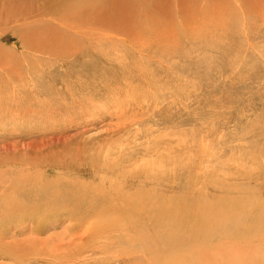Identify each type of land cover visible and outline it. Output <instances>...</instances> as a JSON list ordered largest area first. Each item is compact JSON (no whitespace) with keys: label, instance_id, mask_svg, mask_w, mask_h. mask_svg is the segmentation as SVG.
I'll list each match as a JSON object with an SVG mask.
<instances>
[{"label":"rangeland","instance_id":"obj_1","mask_svg":"<svg viewBox=\"0 0 264 264\" xmlns=\"http://www.w3.org/2000/svg\"><path fill=\"white\" fill-rule=\"evenodd\" d=\"M132 1L0 0V264H126L75 259L88 245L75 222L97 229L136 210L109 257L264 264V0ZM113 189L149 197L131 212ZM152 204L185 210L152 223ZM232 219L249 233L202 234ZM45 243L65 249L50 259Z\"/></svg>","mask_w":264,"mask_h":264},{"label":"bare ground","instance_id":"obj_2","mask_svg":"<svg viewBox=\"0 0 264 264\" xmlns=\"http://www.w3.org/2000/svg\"><path fill=\"white\" fill-rule=\"evenodd\" d=\"M76 1H78V0H76ZM80 1V0H79ZM83 1V0H82ZM91 1V0H90ZM125 1V0H124ZM130 1V0H129ZM135 0H133L132 2H134ZM156 1V0H155ZM164 1V0H163ZM186 1V0H185ZM248 1V0H247ZM65 2V1H64ZM110 2H113V1H110ZM116 2V1H115ZM144 2V1H143ZM157 2V1H156ZM167 2V1H166ZM165 2V3H166ZM171 2V1H170ZM169 2V3H170ZM175 2H178V0L177 1H175ZM181 2V1H180ZM262 2V1H261ZM120 3H121V1H120ZM123 3V2H122ZM145 3V2H144ZM168 3V2H167ZM168 3V4H169ZM174 3V2H173ZM190 3V2H189ZM48 4V3H47ZM74 4H77V3H74ZM86 4V7H88L87 6V4L88 3H85ZM103 4V3H102ZM106 4V3H105ZM116 4H118V3H116ZM115 4V5H116ZM134 4H135V2H134ZM162 4V3H161ZM161 4H159L160 5V7H161ZM167 4V5H168ZM182 4H184V3H182ZM80 5V4H79ZM89 5V4H88ZM113 5H114V3H113ZM112 5V3H111V5L110 4H108V6L110 7V9H112V7L111 6H113ZM121 5V4H120ZM136 5H138V3L136 4ZM166 5V4H165ZM46 6V5H45ZM81 6H82V4H81ZM101 6V5H100ZM118 7H119V5H117ZM122 6V5H121ZM133 6H135V5H133ZM173 6V5H172ZM179 6V5H178ZM185 6V5H184ZM183 6V7H184ZM71 7V6H70ZM75 7V6H74ZM85 7V8H86ZM91 7H93V6H91ZM101 7H103V6H101ZM116 7V6H115ZM114 6H113V8H115ZM186 7V6H185ZM188 7V6H187ZM79 8V7H78ZM119 8H121V7H119ZM118 8V9H119ZM123 8V7H122ZM126 8H131V4H130V6L128 7H126ZM125 8V9H126ZM190 8V7H189ZM42 9V8H41ZM69 9V8H68ZM80 9H81V7H80ZM97 9V8H96ZM99 10H101L100 8H98ZM107 9V8H106ZM104 10V11H107V10ZM125 9H123V10H125ZM134 9V8H133ZM6 10V9H5ZM72 10V9H71ZM74 10V9H73ZM75 10H77V9H75ZM90 10V9H89ZM88 10V11H89ZM113 10V9H112ZM129 10V9H128ZM131 10V9H130ZM130 10H129V12H130ZM172 10V9H171ZM39 11V10H38ZM37 11V12H38ZM80 11V10H79ZM82 11V10H81ZM103 11V10H102ZM120 11V10H119ZM125 11H127V9L125 10ZM163 11V10H162ZM74 12V11H73ZM97 12L99 13L100 12V15H102L103 16V12L101 13V11H98L97 10ZM110 12H111V10H110ZM114 12V11H113ZM121 12H122V14H124L123 13V11L121 10ZM165 12V11H164ZM69 13H71V11L69 12ZM81 14H83L82 12H80ZM90 13V12H89ZM91 13H93V12H91ZM94 13H95V11H94ZM127 13H128V11H127ZM126 13V14H127ZM131 13H135V11L133 12V10H132V12ZM33 14V13H32ZM79 14V13H78ZM95 14H97V13H95ZM116 14H118V13H116ZM121 14V15H122ZM130 13H128L127 15H129ZM133 14H132V16H133ZM34 15V14H33ZM38 15V14H37ZM66 15V14H65ZM131 15V14H130ZM63 16V15H62ZM62 16H60V18L62 17ZM72 16H73V14H72ZM126 16V15H125ZM125 16H123V17H125ZM31 17H34V16H31ZM55 17V16H54ZM74 17V16H73ZM75 17H77V15H75ZM83 16H81L80 15V18H82ZM88 17V16H87ZM127 17V16H126ZM30 18V17H29ZM47 18H49V17H46L45 19H47ZM58 19H59V16L57 17ZM65 18V17H64ZM63 18V19H64ZM79 18V19H80ZM85 19L84 20H91L93 23H94V20H92V19H90L91 18V16H90V18L88 17V18H86V17H84ZM111 18V17H110ZM23 19V18H22ZM32 19V18H31ZM35 19V18H34ZM67 19H69V18H67ZM71 19H73V18H70V20H68L66 23L68 24L69 23V21H71ZM95 19H98V17L97 18H95ZM118 19V18H117ZM127 19V18H126ZM131 19V20H130ZM130 21H132L130 24H129V21L127 22L129 25H131V24H133V25H135L136 24V22H133L134 21V17H131L130 16ZM49 20V19H48ZM76 20V19H75ZM77 20H78V17H77ZM102 20L104 21V17L102 18ZM122 20V19H121ZM123 20H125V19H123ZM14 21V20H13ZM20 21V20H19ZM40 21V20H39ZM73 21H74V19H73ZM102 21V22H103ZM127 21V20H126ZM22 22V21H21ZM54 22V21H53ZM55 22H57V21H55ZM60 22H62V20L60 21ZM79 22H81V21H79ZM82 22H85V21H82ZM96 22V21H95ZM101 22V21H100ZM101 22V23H102ZM14 23V22H13ZM19 23V22H18ZM32 23V22H31ZM40 24H41V22H39ZM87 23H89V22H87ZM86 23V24H87ZM122 23H124V21H122ZM30 24V23H29ZM72 24H74V26H75V23H72V21H71V23H69V26H70V28H71V25ZM77 24H80V23H77ZM82 24V23H81ZM81 24H80V29L82 30V26H81ZM125 24H126V22H125ZM31 25V24H30ZM33 25V24H32ZM53 25V24H52ZM83 25H85V24H83ZM102 25H103V23H102ZM102 25H101V27H102ZM128 26V27H130V28H134V26ZM14 26V25H13ZM25 26V25H24ZM73 26V25H72ZM127 26V25H126ZM20 28H21V25L19 26ZM27 27V26H26ZM54 27H56V26H54ZM66 27V26H65ZM88 27H90L89 26V24H88ZM97 27H99V26H97ZM101 27H99V28H101ZM42 28V27H41ZM53 28V27H52ZM60 28H61V26H60ZM69 28V29H70ZM78 28H79V26H78ZM132 28V29H133ZM77 29V28H76ZM76 29H74L75 30V33H76ZM80 29H77V31L79 32L80 31ZM83 29H86V26L83 28ZM45 30V29H44ZM53 30V29H52ZM67 30V29H66ZM31 31V30H30ZM29 31V32H30ZM57 31V30H56ZM70 31H73V29L71 30L70 29ZM69 31V32H70ZM83 31V30H82ZM89 31V33H91L92 32V34H93V31H91L90 32V30H88ZM59 32V31H58ZM32 33V32H31ZM51 33V32H50ZM72 33V32H71ZM74 33V34H75ZM86 33H87V31H86ZM98 33V32H97ZM62 34H63V32H62ZM70 34V33H69ZM79 34H82V33H79ZM85 34V33H84ZM99 34H100V32H99ZM31 35V34H30ZM52 35V34H51ZM71 35V34H70ZM83 35V34H82ZM81 35V36H82ZM88 34H86V36H87ZM72 36V35H71ZM94 36V35H93ZM93 36H91L90 38H92ZM97 36H98V34H97ZM57 37V36H56ZM79 37V36H78ZM101 37H102V35H101ZM53 38H54V36H53ZM95 38L97 39V37L95 36ZM23 39V38H22ZM50 39V38H49ZM56 39V38H55ZM80 39V38H79ZM98 39H100V38H98ZM98 39H97V41H98ZM24 40V39H23ZM72 40H73V38H72ZM75 40H76V38H75ZM78 41V40H77ZM70 42H71V40H70ZM93 42H94V40H93ZM99 42H101V41H99ZM25 43V42H24ZM26 43H28V42H26ZM45 43V42H44ZM50 43V42H49ZM98 43V42H97ZM39 44H41V43H39ZM59 44V43H58ZM23 45V44H22ZM72 45H74V44H72ZM45 46V45H44ZM68 46H70V45H68ZM56 47V46H55ZM60 47V46H59ZM75 48V47H74ZM81 48V47H80ZM35 49H37V48H35ZM2 49H0V51H1ZM61 50V49H60ZM74 50V49H73ZM79 50V49H78ZM3 51V50H2ZM56 51V50H55ZM75 51V50H74ZM74 51H73V53H74ZM71 52V51H70ZM1 53V52H0ZM50 54V53H49ZM71 54V53H70ZM65 55V54H64ZM56 56V55H55ZM62 56H63V54H62ZM69 56V55H68ZM68 56H66V57H68ZM2 58V57H1ZM63 59V58H62ZM69 107V106H68ZM110 191V190H109ZM65 192V191H64ZM77 192V191H76ZM86 192H88V191H86ZM126 192V191H125ZM125 192L123 193L122 191H118L117 189H113V190H111V192L110 193H112L113 194V196L111 197V199H110V201H112V199H113V197H118L120 200H123V201H127L128 199H130V198H132L131 200L133 201V203H130V205H129V202H127L128 204H127V206H128V208H130L132 211L131 212H133L134 210H135V208L136 207H139L140 206V200L142 201L143 199H148V195H145V194H142V193H137V194H131V195H127V194H125ZM102 193V192H101ZM74 194V193H73ZM82 194H85V193H82ZM95 194H96V192H95ZM98 194V193H97ZM100 194V193H99ZM88 196V195H87ZM89 196H91V195H89ZM100 196V195H99ZM75 197V196H74ZM79 197H80V195H79ZM86 197V196H85ZM95 197H96V195H95ZM107 197V196H106ZM157 197V196H156ZM89 198V197H88ZM108 198V197H107ZM117 198V199H118ZM86 199V198H85ZM118 199V200H119ZM84 200V199H83ZM88 200V199H87ZM102 200V199H101ZM17 201V200H16ZM122 201V202H123ZM149 201V200H148ZM89 202V201H88ZM121 202V201H120ZM146 202V201H145ZM159 202V201H158ZM53 203V202H52ZM54 203H55V201H54ZM53 203V204H54ZM56 203H57V201H56ZM59 203V202H58ZM92 203H93V201H92ZM97 203V202H96ZM124 203V202H123ZM122 203V204H123ZM36 204V203H35ZM52 204V205H53ZM64 204H66V203H64ZM70 204V203H69ZM91 204V203H90ZM94 204H95V202H94ZM171 204H172V202H171ZM170 204V205H171ZM174 204V203H173ZM173 204H172V206H173ZM55 205V204H54ZM58 205V204H57ZM93 205V204H92ZM106 205V204H105ZM124 205L125 204H123L121 207H120V209H118L119 211H121V209H122V207H124ZM169 205V206H170ZM59 206V205H58ZM65 206V205H64ZM68 206V205H67ZM185 206V205H184ZM46 207V206H45ZM52 207V206H51ZM50 207V208H51ZM57 207V206H56ZM91 207V206H90ZM94 207H96V206H94ZM145 207V206H144ZM176 207V206H175ZM5 208V207H4ZM73 208V207H72ZM78 208V207H77ZM125 208H127V207H125ZM127 208V209H128ZM139 208H143V206H141V207H139ZM153 209V215H154V217L151 219V221H152V223H156V220H158L159 218L160 219H163L164 221H167L168 220V223H169V220L170 219H174V218H179L180 219V217H179V215H180V213H181V211L182 210H185V209H183L184 207H182V208H179L178 209V206H177V208H173V209H171V207H158V206H156V205H151V206H149L148 205V209ZM42 209V208H41ZM75 209H76V207H75ZM75 209H74V211H75ZM90 209H92V208H90ZM89 209V210H90ZM146 209V208H145ZM145 209H143V210H145ZM147 209V210H148ZM69 210H70V208H69ZM72 210V209H71ZM105 210V209H104ZM118 210H116V211H118ZM46 211H49V210H46ZM45 211V212H46ZM51 211V210H50ZM53 211V210H52ZM51 211V212H52ZM63 211H65L64 209H63ZM74 211H73V213H74ZM96 211V210H95ZM102 211V210H101ZM109 211L110 212H113V213H115L116 211H114L112 208H110L109 209ZM149 211V210H148ZM44 212V213H45ZM50 212V213H51ZM66 212V211H65ZM69 212V213H68ZM70 212L71 211H67L66 213L69 215L70 214ZM82 212H83V210H82ZM89 212V211H88ZM98 212V211H97ZM103 212H105V211H103ZM107 212V211H106ZM123 212V211H122ZM146 212V211H145ZM144 212V213H145ZM53 213V212H52ZM56 213V212H55ZM58 213H60V212H58ZM76 214H77V212H75ZM96 213V212H95ZM117 213V212H116ZM115 213V214H116ZM119 214L121 213V212H118ZM138 211L136 210V212H133V213H130L129 212V215L127 216L128 218H124V219H122V220H120V215H118V217H119V220L118 219H112V220H110V219H108V221H106L107 223H105L104 222V224L102 225V226H99L97 229H95V228H93L92 226L93 225H88L85 229H81V231H79L80 230V228H78V226L79 225H82L83 224V220H81L79 217V221H78V223L77 222H75V226H76V228L77 229H75V232H82V234L81 235H79V238H77V239H80V241L81 242H79L80 244L83 242V243H87L88 245H86V244H84V249L85 250H83V252H80V253H78V255L76 256L77 258H75V259H78L79 260V258H82V260L80 261V262H83V261H85V259L87 258L86 256L85 257H83V254L85 255V253H88V255L87 256H89V257H93V256H96V257H99V258H103L104 257V259H106V260H108V261H113V262H117L118 263V261L120 260V259H122V260H124L125 261V263L126 264H135V263H133L134 262V258H135V256L133 255V252H131V251H133L132 249H128V252H129V250H131L128 254H126V253H124L123 251H125V250H123L122 251V253H116L115 255L113 254V256L112 257H109V254H110V252H108L109 251V249L111 248V246H113V244H122L123 242H124V240L125 241H127L128 242V240L126 239V237L128 236V234L124 231L125 230V227L122 225L124 222H127V221H129V220H132V219H135V218H137L138 217ZM141 213H143V211L141 212ZM143 213V214H144ZM150 214H151V212H149ZM149 213H147V214H149ZM185 213H186V211H185ZM61 214V213H60ZM64 214V213H63ZM71 214H72V212H71ZM112 214V213H111ZM122 214V213H121ZM125 214H126V212H125ZM140 214V213H139ZM142 214V215H143ZM182 214V213H181ZM187 214V213H186ZM42 215V214H41ZM45 215V214H44ZM49 215V214H48ZM53 215V214H52ZM79 215V214H78ZM85 215V214H84ZM110 215V214H109ZM124 215V214H123ZM122 215V216H123ZM49 216H51V214L49 215ZM59 215L57 214V217H58ZM70 216H72V215H69V217ZM76 216V215H75ZM103 216V215H102ZM38 217V216H37ZM52 217H54V216H52ZM62 217V216H61ZM101 217V216H100ZM147 217H149V216H147ZM39 218V217H38ZM55 218V217H54ZM59 218H60V216H59ZM63 218H66V217H63ZM63 218H62V220H63ZM73 218V217H72ZM78 218H75V219H78ZM58 219V218H57ZM67 219V218H66ZM70 219V218H69ZM160 219L158 220V222L160 221ZM167 219V220H166ZM178 219V220H179ZM209 219V218H208ZM52 220L54 221V219L52 218ZM68 220V219H67ZM67 220H65V221H67ZM105 220H106V217H105ZM136 220V219H135ZM177 220V219H176ZM175 220V221H176ZM52 221V222H53ZM70 221V220H69ZM103 221V220H102ZM148 221V220H147ZM175 221H173V222H175ZM180 221V220H179ZM209 221V220H208ZM57 222L59 223V224H62L64 221H54V226L55 225H57ZM74 222V221H73ZM89 222V221H88ZM132 222V221H131ZM171 222H172V220H171ZM206 222V221H205ZM211 222V221H210ZM96 223V222H95ZM127 223H130V222H127ZM138 223V222H137ZM168 223L165 225V227H168L169 228V230H171V229H175L176 227H179L178 226V224H180L179 222L178 223H176L177 225H176V227H170V225H168ZM79 224V225H78ZM99 224H100V222H99ZM135 224H136V222H135ZM138 224H140V223H138ZM149 224V223H148ZM163 224V223H162ZM204 224V223H203ZM208 224V223H207ZM250 224V223H249ZM70 225V224H69ZM67 227H69L68 225H66ZM72 226V225H71ZM75 226H74V228H75ZM146 226H147V224H146ZM150 227V226H149ZM247 226H245L244 224H243V221H241V220H234V219H232V220H226L223 224H219L218 226H217V224L216 225H211V227H209L208 229H207V231H205V232H202V234L204 233V234H207V235H213L214 233L216 234V233H220L219 235H229V236H231V237H236V235L238 234L240 237H242V236H245V235H247L248 233H249V230H247V229H245ZM253 227V226H252ZM82 228V227H81ZM127 228H130V226L128 227L127 226ZM179 228H181V229H183V230H188L189 231V228L187 229V227L185 228L184 226H182V227H179ZM190 228H192V227H190ZM131 229V228H130ZM151 229V228H150ZM240 229H242V230H240ZM76 230H78V231H76ZM134 230V229H133ZM141 230V229H140ZM139 231V230H138ZM192 232H190L189 233V237H191L193 240H195V234H196V229H195V231H193V230H191ZM129 232V231H128ZM238 232H242V233H238ZM130 233V232H129ZM139 233V232H138ZM138 233H136V234H138ZM142 233V232H141ZM237 233V234H236ZM133 234V233H132ZM140 234V233H139ZM145 235H147V234H149V231L147 232V233H144ZM144 234H142V236L144 235ZM201 234V235H202ZM130 235V234H129ZM141 235V234H140ZM144 235V236H145ZM207 235H203V237L205 236V237H207ZM138 236V235H137ZM140 238H143V237H141V236H139ZM216 237V236H215ZM214 238V237H213ZM74 239H76V238H74ZM138 239V238H137ZM200 239V238H199ZM201 239H203V238H201ZM205 239V238H204ZM133 240H135V237L133 238ZM143 240V239H142ZM144 240H146V237H144ZM224 240V239H223ZM162 241H165V242H163V244L165 245V246H163L162 245ZM203 241V240H202ZM66 242V241H65ZM147 242V241H146ZM156 244H160L161 243V246H162V248H164V247H167L168 246V244H171V243H173V244H175L176 243V237L174 236V235H169V236H165L164 237V239L162 238V237H160V238H157L156 239ZM129 243V242H128ZM46 244V243H45ZM80 244H78V245H80ZM142 244H143V242H142ZM27 245V244H26ZM47 246H44L45 248V252L43 253V254H48V253H51V254H48V257L50 258V259H52V258H54V257H59V255L58 254H62V252L60 253V251H61V249H65V248H61V244L59 245V246H55V247H50V245H48V244H46ZM148 245H149V242H148ZM68 246V245H67ZM117 247H118V245H116ZM120 246V245H119ZM136 246V245H135ZM141 246V245H140ZM35 247V246H34ZM65 247V246H64ZM79 247V246H78ZM77 247V248H78ZM81 247V246H80ZM79 247V248H80ZM146 247H147V245H146ZM149 247V246H148ZM147 247V248H148ZM42 248V247H41ZM61 248V249H60ZM67 248V247H66ZM142 248V247H141ZM38 249V248H37ZM81 249H83V246L81 247ZM80 249V250H81ZM149 249V248H148ZM41 250V249H40ZM67 250V249H66ZM69 250V249H68ZM67 250V251H68ZM136 250V249H135ZM146 250V249H145ZM145 250H144V254H146L145 253ZM195 250V249H194ZM21 251V250H20ZM51 251H53V252H51ZM70 251V250H69ZM68 251V252H69ZM73 251V250H72ZM57 252H58V254H57ZM64 252V251H63ZM66 252V251H65ZM76 252V251H75ZM148 252V251H147ZM132 253V254H131ZM135 254H137V253H139V252H134ZM141 253V252H140ZM189 253V252H188ZM187 253V254H188ZM68 254V253H67ZM77 254V252L75 253V255ZM144 254H142V255H144ZM156 254V253H155ZM190 254V253H189ZM242 254V253H241ZM244 254V253H243ZM242 254V255H243ZM64 256H65V254H63ZM74 255V254H73ZM74 255V256H75ZM134 257H133V256ZM141 255V254H140ZM147 255V254H146ZM64 256H63V258H64ZM102 256V257H101ZM138 256V255H137ZM155 256V255H154ZM179 257H181L180 255H178ZM47 257V258H48ZM66 257V259H67V262L68 261H72L73 262V259H74V257L72 256V258L71 257H69V255L68 256H65ZM106 257V258H105ZM173 258V257H175V256H167V257H164L163 258V260H162V262H161V264H166V262L167 263H169V264H171L172 262L170 261V258ZM215 257H216V259L212 262V264H233V263H236V262H242L243 261V258H242V256H240L239 254L238 255H235V256H233V255H227V256H225L223 253H216L215 254ZM243 257H244V255H243ZM154 258V257H153ZM153 258H152V260H153ZM174 259V258H173ZM46 260V259H45ZM55 260V259H54ZM54 260H51V261H53L54 262ZM61 260V259H60ZM59 260V261H60ZM63 260V259H62ZM151 260V259H150ZM178 260H180V259H178ZM64 261V260H63ZM76 261V260H75ZM79 261H77V262H79ZM103 261V260H102ZM57 262V261H56ZM56 262H54V263H56ZM62 262V261H61ZM71 262V263H72ZM148 262V261H147ZM179 262V261H178ZM180 262H182V261H180ZM69 263V262H68ZM70 263V264H71ZM75 263V262H74ZM84 263H86V262H84ZM104 263V262H103ZM120 263V262H119ZM174 263H176L177 264V262L175 261V259H174ZM183 263V262H182ZM78 264H81V263H78ZM110 264V263H109ZM147 264H150V261L147 263ZM152 264H156L155 263V261L154 262H152Z\"/></svg>","mask_w":264,"mask_h":264}]
</instances>
